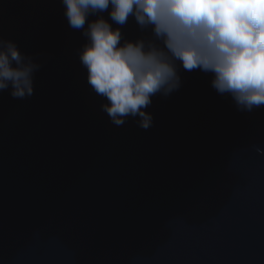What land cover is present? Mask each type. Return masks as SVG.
Listing matches in <instances>:
<instances>
[{
  "label": "water",
  "instance_id": "water-1",
  "mask_svg": "<svg viewBox=\"0 0 264 264\" xmlns=\"http://www.w3.org/2000/svg\"><path fill=\"white\" fill-rule=\"evenodd\" d=\"M252 0H0V264H264Z\"/></svg>",
  "mask_w": 264,
  "mask_h": 264
},
{
  "label": "trees",
  "instance_id": "trees-1",
  "mask_svg": "<svg viewBox=\"0 0 264 264\" xmlns=\"http://www.w3.org/2000/svg\"><path fill=\"white\" fill-rule=\"evenodd\" d=\"M252 16L259 38L264 46V0H252Z\"/></svg>",
  "mask_w": 264,
  "mask_h": 264
}]
</instances>
